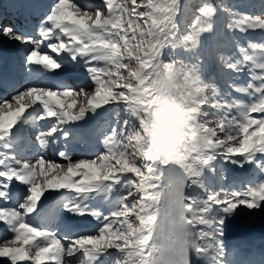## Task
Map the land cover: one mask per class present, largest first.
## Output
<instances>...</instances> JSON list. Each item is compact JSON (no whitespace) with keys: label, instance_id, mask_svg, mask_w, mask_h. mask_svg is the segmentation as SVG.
Returning a JSON list of instances; mask_svg holds the SVG:
<instances>
[{"label":"snow or ice","instance_id":"1","mask_svg":"<svg viewBox=\"0 0 264 264\" xmlns=\"http://www.w3.org/2000/svg\"><path fill=\"white\" fill-rule=\"evenodd\" d=\"M15 7L0 44L29 82L0 76L2 264H264L230 240L264 221V0Z\"/></svg>","mask_w":264,"mask_h":264},{"label":"bare ground","instance_id":"2","mask_svg":"<svg viewBox=\"0 0 264 264\" xmlns=\"http://www.w3.org/2000/svg\"><path fill=\"white\" fill-rule=\"evenodd\" d=\"M13 1L19 2L20 0H12V2ZM14 2L13 4L16 5ZM0 9H3L4 11V12L0 11V15H3L6 18V22L7 20H12L13 18L16 19L17 16L19 15L17 9L14 11L10 9L5 10L6 6L1 3H0ZM249 38L253 41L259 42L261 40H264V32H259V31L251 32L249 33ZM23 83H26V81H24ZM69 83H71V81H69ZM54 99L58 100V98H54ZM98 135L99 133L96 134V136ZM96 136L92 137L93 144L96 143ZM89 154L90 153H87L86 151H84V149H80L77 152L78 156L87 157ZM48 156H49V152H48ZM56 160L57 162H61L59 158ZM4 235L5 233L1 231L0 238L2 239ZM7 236L10 238L11 233H7ZM230 240L233 243H239L245 247H250L253 250L259 251L261 248H264V221H261L259 218H256L255 220L250 222L246 220L241 225L233 227L230 232ZM2 260L3 258H0V264H2Z\"/></svg>","mask_w":264,"mask_h":264},{"label":"rangeland","instance_id":"3","mask_svg":"<svg viewBox=\"0 0 264 264\" xmlns=\"http://www.w3.org/2000/svg\"><path fill=\"white\" fill-rule=\"evenodd\" d=\"M94 2V1H93ZM253 2H257V0H253ZM245 10H247V9H245ZM243 39V38H242ZM230 172H231V170H230ZM1 239V238H0Z\"/></svg>","mask_w":264,"mask_h":264}]
</instances>
